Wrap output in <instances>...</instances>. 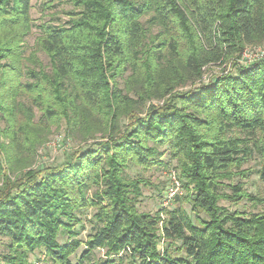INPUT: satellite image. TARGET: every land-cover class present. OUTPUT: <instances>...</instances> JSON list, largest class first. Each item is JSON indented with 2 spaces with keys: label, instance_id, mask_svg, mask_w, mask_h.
Here are the masks:
<instances>
[{
  "label": "trees",
  "instance_id": "trees-1",
  "mask_svg": "<svg viewBox=\"0 0 264 264\" xmlns=\"http://www.w3.org/2000/svg\"><path fill=\"white\" fill-rule=\"evenodd\" d=\"M62 1L67 22L41 25L27 56L31 0H0V264H34L36 251L46 264H264V192L231 182L259 157L264 187V59H243L264 44V0ZM232 59L234 73L201 84ZM36 118L93 143L25 171L47 129ZM162 147L186 196L140 212L149 182L127 171L166 167ZM243 200L261 211L220 205Z\"/></svg>",
  "mask_w": 264,
  "mask_h": 264
},
{
  "label": "rangeland",
  "instance_id": "rangeland-1",
  "mask_svg": "<svg viewBox=\"0 0 264 264\" xmlns=\"http://www.w3.org/2000/svg\"><path fill=\"white\" fill-rule=\"evenodd\" d=\"M31 17L33 20V30L32 33L25 41V52L26 55L29 56L33 51L37 49L36 40L40 35V26L45 23L50 24H62L67 22L68 17L67 13L74 9L73 5L70 2H64L62 0H31ZM256 47V48H253ZM247 48V50H253L249 52L259 53L264 51V44L253 46ZM245 52V51H244ZM38 58L41 60L43 66L49 70L50 61L47 55L43 52H37ZM232 59L229 63H225L224 65H214L205 69L204 79L201 84L207 85L213 80L217 79V77L222 76L228 73H234L236 71L234 64L237 63V60ZM123 82H121V86ZM193 89L188 87L185 91ZM34 108V106H32ZM35 113L40 116L39 111L35 110ZM39 118V117H38ZM36 118L34 120V124L47 128L45 130L38 131L40 127H38L37 132L40 134V138L38 139V144L36 146L35 155L30 159L29 165L27 166V170H35L41 171L46 168H55L60 167L67 162L74 161L76 156L82 152H86L93 142L85 143L80 140L72 137H68L66 126L61 124V126L55 125H46L42 126L39 123V119ZM0 126L2 128L5 127V123L1 122ZM164 152L163 161L166 164V167H153L149 170H142L141 168H137L134 166H130L127 171V175L131 179L135 178H143L144 180L149 182L147 187H143V197L139 204L140 212H146L155 214L165 206V200L163 201V196L165 194L166 185H167V175L171 170L177 169V163L173 161L169 153L166 152V148L160 149ZM262 163L259 157H255L250 162L245 164L241 171H244L246 175H242V173H237L236 176L231 181L234 185L243 184V189L254 195H263L264 187L260 181V178L257 174V171L261 168ZM7 168V166H5ZM179 173V172H177ZM227 183H230L227 181ZM0 186H2V179L0 177ZM224 191L230 194V190L224 189ZM180 193H183V200L186 196L185 190H182ZM171 202L169 203V205ZM168 205V206H169ZM172 205V204H171ZM169 208H174L177 206V203H174ZM220 205L230 209L231 211L241 210L246 211L248 213H258L261 211L260 208L253 206L251 203L243 200L239 202H229V201H221ZM168 206H165L168 207ZM183 206L191 212V205L188 203H184ZM94 214V210L84 211L79 213V216L83 220L84 229L81 231V235L79 238L85 239L91 231V216ZM7 240L0 238V252L5 250V244ZM65 240H61V243H64ZM163 248V245H161ZM84 250V247H81L78 251L80 255ZM97 257L102 258L104 252L97 251ZM40 258H42L44 264H46V256L42 251H36V253L31 257L33 262H37Z\"/></svg>",
  "mask_w": 264,
  "mask_h": 264
},
{
  "label": "built area",
  "instance_id": "built-area-1",
  "mask_svg": "<svg viewBox=\"0 0 264 264\" xmlns=\"http://www.w3.org/2000/svg\"><path fill=\"white\" fill-rule=\"evenodd\" d=\"M256 48V47H253ZM253 50H245L243 54V59L247 63H252L253 61L264 59V51L261 52V54L249 52ZM166 200H165V206H168L169 203L177 196L180 195L181 191L183 190L182 183L178 177V173L175 170H171L169 174L167 175V185H166ZM34 264H42V262L37 261Z\"/></svg>",
  "mask_w": 264,
  "mask_h": 264
}]
</instances>
